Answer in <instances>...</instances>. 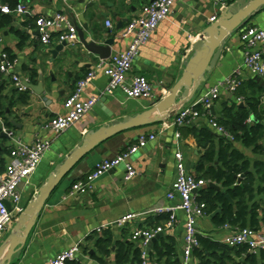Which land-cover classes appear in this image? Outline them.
<instances>
[{
    "label": "crops",
    "instance_id": "crops-1",
    "mask_svg": "<svg viewBox=\"0 0 264 264\" xmlns=\"http://www.w3.org/2000/svg\"><path fill=\"white\" fill-rule=\"evenodd\" d=\"M227 1L233 4L237 0ZM151 2L152 0H68L64 3L62 0H23L18 4L28 6L27 15H8L0 10V16L8 15L13 19L11 27L0 30V63L5 54L16 63L12 75L0 71L3 75L0 85H5L3 92L6 97L4 104L7 108L5 117L12 123V127H7L4 118L0 117L2 133L8 134V131L11 133V136L0 133V173L6 170L10 161V151L16 142L32 144L38 138L51 141V148L36 173L29 183L19 188L25 206L39 193L55 168L68 159L85 135L99 130L111 121H122L124 117L141 114L167 97L170 90L180 81L185 71L184 64L193 54L194 45L199 41L204 30L218 20L225 9H221L214 0L177 1L168 19L160 24L152 38L141 48L129 76V79L135 75L148 78L153 86V97L150 100L129 99L122 89H117L111 96L106 95L109 79L97 69L101 60L89 54L81 44L69 46V49L54 58L51 53L60 45L58 34L55 33L51 44H42L36 30V18L63 13L77 30L84 25L88 26L89 31L85 33L88 40L92 39L101 44L108 39H114L115 46L112 49L114 55L130 46L132 39L122 38V30L133 16L141 12L143 6ZM3 6L9 5L5 0H0V9ZM216 16L217 19L212 22ZM123 20H127L123 29L117 30V24ZM108 21L112 23V28L107 27ZM247 26L264 30V8L227 40L216 68L207 74V81L201 84L192 100L186 101L184 107L193 106L212 87L232 77L237 78L240 83L257 78L244 64L245 48L240 36ZM12 27L29 37L22 46H19V37L11 31ZM33 71L43 75L46 93L37 96L27 90L30 91L31 96L29 104L18 105L10 110V100L18 98L22 93L17 90L12 76L17 75L22 80L30 81V73ZM91 71H96L97 77L84 89L83 98L97 99L96 106L74 126L56 136L46 129L47 124L64 113L66 99L75 91L78 81ZM234 100L233 94L222 90L220 100L214 106L213 116L217 119L221 117L224 106H231ZM173 120L174 118H166L162 122L118 133L79 161L50 196L27 243L18 249L10 264H45L62 251L76 245L80 246L81 251L76 261L69 264H101L93 258V254H97L98 251L90 238L95 233L99 234L98 230L102 228H105L103 231L112 230L115 240L125 238L123 234L125 229L128 232L126 240L135 247L141 248L142 254L141 244L132 239L133 232L137 229H153L149 228L150 218L169 215L154 211L160 207L174 206L178 202L167 199V194L177 177L175 153L178 144L184 153L186 164H189L188 170L198 177L196 166L201 158L198 139L192 135L187 137L182 135L178 139L176 134L180 133V128L169 126ZM248 123L254 124V119L249 120ZM193 125L197 132L206 128L219 140L224 139L211 128L209 118L205 114L194 121ZM144 134H154L157 138L131 156L129 162L139 173L136 178L129 182L125 181L126 167L121 165L102 176L96 182L92 193L63 201L71 185L91 173L97 163L104 159L115 158L129 147L136 145L139 137ZM232 143L246 157L243 149L253 153L252 149L243 147L239 142ZM248 159L251 162L260 160ZM221 190L224 191L222 187ZM199 194L201 195V192ZM258 201L263 205L261 232H264V196L259 197ZM231 202L235 204L234 201ZM215 214L216 212L213 216ZM128 215H134V218L123 226L117 225L118 221ZM213 216L206 212L205 217L198 221L200 235L226 245L224 240L241 229L226 225L219 227L213 222ZM167 221H162L160 226H165ZM185 222L184 213L179 211L174 229L163 233V237L176 240L180 260L184 248ZM115 249L116 247H113L109 256L102 257L104 264H115ZM149 254L150 252H148V262ZM247 254L252 255L249 250ZM236 259L240 262L244 257ZM191 264H200V262L193 258Z\"/></svg>",
    "mask_w": 264,
    "mask_h": 264
},
{
    "label": "built area",
    "instance_id": "built-area-1",
    "mask_svg": "<svg viewBox=\"0 0 264 264\" xmlns=\"http://www.w3.org/2000/svg\"><path fill=\"white\" fill-rule=\"evenodd\" d=\"M67 3L68 0H62ZM179 0H155L143 6L140 13L133 16L127 26L122 30V38H131L130 46L123 52L112 55L107 60H101L97 69L101 70L109 79L106 95H113L117 89H122L129 99H146L153 97V86L147 77L135 75L129 79L133 70L134 63L139 56L141 48L148 43L160 24L168 19L174 5ZM221 9H227L230 4L227 0H214ZM3 14H29L28 6L18 4L15 8L10 6L1 7ZM217 16L212 19V22ZM36 30L39 34L40 42L44 45L51 44L53 36L58 34L59 44L66 42L73 47L79 44L78 30L75 25L63 13H57L52 17L40 16L35 21ZM107 27L112 28L110 21ZM245 48L244 64L257 77L264 81V30L258 27L247 26L243 29L240 36ZM16 63L6 54L3 55L0 63V71L7 75H12ZM97 77L96 71H91L84 78L78 81L75 91L66 99L64 103V113L52 120L46 126L47 130L61 135L66 130L79 122L87 113L91 112L96 106L97 99H84V89L91 84ZM12 79L19 92H26L28 89L24 85L25 81L19 76L13 75ZM240 81L232 77L224 82L212 87L197 103L193 106L182 107L175 115L170 127L182 128L190 125L203 114L209 118L211 128L228 142H235V137L212 112L215 104L220 100L222 90L231 94L239 88ZM240 102L241 100H237ZM8 135L11 136V133ZM180 138V133L176 134ZM154 134H144L138 139L136 145L129 147L112 159H104L97 163L94 170L79 181L73 183L65 193L63 201L77 199L88 195L95 190L96 182L105 174L118 168L121 165L126 167L125 181L129 182L136 178L139 173L129 162L132 155L145 147L150 141L156 140ZM51 148V141L38 138L32 144H25L21 141L16 142L10 151V161L6 170L0 173V245L6 235L11 231L18 217L22 214L25 204L19 188L23 184L29 183L31 177L36 173L46 153ZM177 177L172 185L171 191L167 194L169 201H178L171 207H160L154 212L158 214L167 213L170 215L165 226H158L153 229H137L133 232L132 239L139 242L142 246V264H149L147 248L149 243L157 235L163 234L166 230H173L177 223V212L181 211L185 215V234L184 248L181 264H191L195 249L200 246V232L198 221L205 217L207 204L200 200V192L208 186L204 179L196 177L187 168L184 153L180 144L177 145L175 153ZM10 205V209L8 208ZM134 218L128 215L117 222L123 226L127 221ZM99 229L98 232H102ZM224 243L232 248L246 247L251 254L264 252V232L255 231L250 228L241 229L236 234L228 236ZM81 248L79 245L66 249L55 258L50 259L45 264H69L76 261Z\"/></svg>",
    "mask_w": 264,
    "mask_h": 264
},
{
    "label": "trees",
    "instance_id": "trees-1",
    "mask_svg": "<svg viewBox=\"0 0 264 264\" xmlns=\"http://www.w3.org/2000/svg\"><path fill=\"white\" fill-rule=\"evenodd\" d=\"M20 1L23 0H5L12 9ZM12 22L11 16L1 15L0 30L11 27ZM11 31L19 37V46L29 39L26 34L16 31L13 27ZM37 76L35 71L31 72L30 81L36 84ZM2 79L3 75L0 74V84ZM4 90L5 85H0V117L4 118L7 127H12V123L5 117L7 108L4 104L6 100ZM233 95L235 100L231 106H224L218 122L234 135L235 142L252 149L254 154H264V89L255 80H249L242 82ZM30 99V91L21 93L18 98L10 100L9 109L12 110L18 105L26 106ZM238 99L241 101L238 102ZM252 119L254 124H249L248 121ZM179 130L181 136L192 135L198 139L197 144L201 150V158L196 166L198 178L221 185L224 190L217 191L207 187L201 191L200 200L206 202L207 213L213 216L216 212L213 222L219 227L226 225L261 231L263 205L258 198L264 196V161L251 162L232 142L219 140L206 128L197 132L193 123ZM228 197L235 204H232ZM169 217L170 215H161L150 218L149 228L160 226L161 222L168 220ZM123 234L125 236L123 240H115L112 230L95 233L90 238L98 251L97 254H93V258L104 264L102 257L109 256L113 247H116L115 264H142L141 248L126 240L128 232L125 229ZM247 250L246 247L230 248L208 237L200 236V246L195 249L193 258L199 260L200 264H264V252L260 255H248ZM149 256V264H181L176 240L171 237H162L155 243ZM243 257L244 260L240 262L236 259Z\"/></svg>",
    "mask_w": 264,
    "mask_h": 264
},
{
    "label": "water",
    "instance_id": "water-1",
    "mask_svg": "<svg viewBox=\"0 0 264 264\" xmlns=\"http://www.w3.org/2000/svg\"><path fill=\"white\" fill-rule=\"evenodd\" d=\"M154 1L152 0V2ZM262 8H264V0H237L231 4L221 13L218 20L204 30L199 41L194 45L193 54L184 64L185 71L180 81L170 90L167 97L141 114L124 117L122 121H111L109 124L99 128V130L85 135L79 141L77 147L72 151L68 159L55 168L46 184L39 190V193L25 206L13 230L0 245V264H10L18 249L27 243L46 202L63 178L79 161L118 133L128 129L142 128L157 122H162L166 118L172 119L185 106L186 101L192 100L200 89L201 84L207 81L206 76L216 68L224 52L227 40L246 26L250 19ZM125 22L127 20L120 21L117 24V30L123 29ZM88 31L89 28L87 25L78 29L79 44L89 54L97 56L100 60L109 59L112 56L115 40L108 39L99 44L95 40H88L86 38L85 33ZM66 49H69V46L64 42L56 47L51 54L54 58H57ZM43 80V75L39 74L36 84L31 81H25L24 85L35 95L41 96L46 93ZM53 80H55L54 77ZM255 81L264 89V81L261 78L257 77ZM2 131L0 129V133ZM8 134L2 133L5 136ZM187 168L189 169V164ZM209 187L221 191V187L215 183H209ZM8 208L10 209L9 204ZM162 237L163 234H159L152 239L147 251L151 252L153 245Z\"/></svg>",
    "mask_w": 264,
    "mask_h": 264
},
{
    "label": "rangeland",
    "instance_id": "rangeland-1",
    "mask_svg": "<svg viewBox=\"0 0 264 264\" xmlns=\"http://www.w3.org/2000/svg\"><path fill=\"white\" fill-rule=\"evenodd\" d=\"M243 151L246 153L247 157L250 158V159L254 160L255 158H257V159H260V160H264V154L259 156V155H255V154L251 153L249 150L243 149ZM14 225H13V227H14ZM13 227H12L11 231L13 230Z\"/></svg>",
    "mask_w": 264,
    "mask_h": 264
}]
</instances>
